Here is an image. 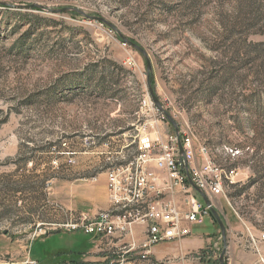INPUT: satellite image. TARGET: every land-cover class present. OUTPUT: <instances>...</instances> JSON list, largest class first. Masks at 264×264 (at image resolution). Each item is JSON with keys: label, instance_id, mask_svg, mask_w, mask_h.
<instances>
[{"label": "rangeland", "instance_id": "374dc122", "mask_svg": "<svg viewBox=\"0 0 264 264\" xmlns=\"http://www.w3.org/2000/svg\"><path fill=\"white\" fill-rule=\"evenodd\" d=\"M30 4L76 8L113 28L75 11L50 13ZM121 36L145 50L152 91L181 135L191 136L195 149L206 147L212 161L235 167L244 184L254 170L264 182V0H0V238L2 231L16 235L25 212L35 221L49 214L41 208L44 197L57 188L102 195L105 182L93 177L108 161L91 154L92 133L123 122L149 96L145 58ZM116 110L119 116L110 117ZM225 148L239 150L238 157L229 160ZM74 149L81 153L71 154ZM256 189L234 198L261 232L264 188L259 196ZM210 225L206 219L204 227ZM87 241L68 246L71 241L52 238L34 248L45 261L66 246L88 250ZM127 242L100 238L98 262L147 264L138 259L141 248ZM171 242L159 244L151 259L174 261ZM0 245L4 264L10 242ZM221 248L220 240L217 257ZM80 255L90 261V253Z\"/></svg>", "mask_w": 264, "mask_h": 264}, {"label": "built area", "instance_id": "2783aa9c", "mask_svg": "<svg viewBox=\"0 0 264 264\" xmlns=\"http://www.w3.org/2000/svg\"><path fill=\"white\" fill-rule=\"evenodd\" d=\"M139 114L145 117L156 115L165 120L150 96L140 100ZM144 121L133 136V146L118 155L119 158L111 160L105 169L109 208L94 214L71 212L67 221L57 225V228L81 230L100 238L117 235L123 240L126 237L129 247L141 248L139 260L147 264H172L174 261L168 258L164 261L152 260L151 249L188 236L191 230L183 222L202 223L205 217L211 215L213 199L240 180L235 167L217 162L207 163L204 146L197 148L199 154L204 156L203 162L199 166L194 165L196 149L189 135L180 136L179 131L181 154L176 133L153 138L145 130ZM223 151L229 160H235L239 155L235 153V148H225ZM150 164L163 170L164 175L149 169ZM188 177L203 192L207 204L197 197V191L189 183ZM178 196H181L180 200H177ZM136 225L145 226L143 239L139 243L133 235ZM263 241L264 231H261L258 236L249 237L247 248L258 253ZM214 254L206 250L190 253L186 257L203 261V258L209 259Z\"/></svg>", "mask_w": 264, "mask_h": 264}, {"label": "crops", "instance_id": "0c3cea01", "mask_svg": "<svg viewBox=\"0 0 264 264\" xmlns=\"http://www.w3.org/2000/svg\"><path fill=\"white\" fill-rule=\"evenodd\" d=\"M139 106L140 100H137L134 105L127 110L126 120L123 122H116L108 128L92 133V136L97 138V143L92 147L91 154L103 155L102 158L108 161L106 168L109 166L111 160L117 158V155L125 153L129 147L133 146V144H131L133 136L137 133V129H139L141 122L144 120V122H146L145 130L149 132L153 138L156 136L164 137L165 135L174 133V127L168 122V120L159 119L156 115L146 117L140 116ZM109 116L117 118L119 116L118 111L116 110L114 113L109 114ZM73 153L74 155H77L81 152L74 149L71 150V154ZM203 160L204 156L199 154L196 149L193 164L199 166ZM149 169L155 171L161 176L164 175V171L156 168L154 164H150ZM94 177L93 180H102L103 183L105 182V189L99 198H96L95 196H84L82 193L72 194L65 186L57 188L55 194L47 193V196L44 197L46 199H44L41 208H46L43 210L44 212L47 211V209H49V211L51 210L49 214L45 213L41 217L37 216L38 220L35 221L33 212H25V221L14 228V233H16V235L7 236V234L5 235L2 233L0 244H2L3 239L8 240L10 242L9 252L11 254V257L8 258V261H4V264H30V261L32 260L34 262H40L41 264H59L61 261L65 260H79L81 259L80 254L83 252L91 254L85 260L88 259L92 262H98L100 258L104 259V256L98 254L100 237L85 234L81 230L65 231L57 228V225L67 221L68 214L71 212L86 210V212L94 214L99 210L109 208L110 203L106 194L105 170L97 173ZM243 185L244 181L241 179L230 188L235 189ZM180 199L181 196H178L177 200ZM202 201H204L203 198ZM252 202L256 203L254 200H252ZM216 203L218 205H216ZM213 209L219 214L225 226V241L227 244L224 256L225 263L264 264V241L260 243L258 253L247 248L249 237L258 236L260 231L254 224L252 218L249 217L248 213L244 211L243 208L238 207L234 196L225 195L223 198H214ZM259 211L262 210L259 209ZM206 219H209L210 224L212 225L209 226L210 229L204 227ZM183 224L189 227L191 232L183 239L174 240V242L170 243L174 246V264H219L216 254L212 255L208 261H198L186 257L190 253H196L204 249L214 251L218 244H220V240L221 243L223 242L221 235L217 236L218 226H216L217 223L213 220L212 216L205 217L201 224L187 222H183ZM144 229L145 226L143 225L135 226V240L140 242L143 239L142 232ZM34 233H44V235L39 236V234L34 235ZM66 236L69 237L68 240L65 239ZM114 237L121 241L117 235ZM28 238H30V242L27 241ZM52 238H57L64 242L71 241L72 243L68 246L76 245L77 239L81 241V239L84 240V238H87V243L91 244V247L88 250L83 251L80 249L70 250L72 247L66 246L64 251L58 252L59 254H62L61 256L56 255L57 253H55L50 259L42 261L40 249L34 248L35 242L40 240L42 243H45L48 239ZM24 239H26V245L23 248L22 243ZM163 244H169V242ZM159 248L160 246L158 245L153 247L151 249V254L157 255ZM6 253H8L7 250ZM261 258H263V260H261ZM68 263L69 262L66 261L64 264Z\"/></svg>", "mask_w": 264, "mask_h": 264}, {"label": "water", "instance_id": "95a60500", "mask_svg": "<svg viewBox=\"0 0 264 264\" xmlns=\"http://www.w3.org/2000/svg\"><path fill=\"white\" fill-rule=\"evenodd\" d=\"M26 7H29V8H36V9H40V10H45L47 12H50V13H55V12H68V11H75L83 16H86V17H89V18H95L96 20L98 21H101V22H104L106 23L108 26L112 27L113 26L111 24H109L106 20H104L102 17H94V16H90V15H86L85 13H83L82 11L76 9V8H72V7H64V8H51V7H48V6H44V5H40V4H30V5H27ZM121 39L124 40L127 44H129L131 47H133L134 49H136L137 51H139L145 58V61H146V71H147V84H148V90H149V96L151 98V100L153 101V103L156 105V107L158 108V110H160L165 118L168 120V122L174 127V130H175V133L177 134V137H178V147H179V151L180 153L182 154L183 153V150H182V145H181V142H180V139H179V129L178 127L176 126V123L174 122L173 118L169 115L168 112H166L164 110V108L162 107L159 99L156 97V95L153 93L152 91V88H151V85H150V80H149V73H150V62L147 58V54L145 52L144 49H142L139 45H137L136 43L130 41V40H127L126 38L122 37L121 36ZM188 181L189 183L191 184V186L202 196L204 202L207 204L208 203V200L206 199V197L204 196L203 192L197 188L190 180V178L188 177ZM211 216L213 218V220L217 223L219 229H220V233H221V238H222V248H221V251L218 255V263L219 264H226L225 263V260H224V256H225V252H226V241H225V228H224V225L222 223V220L221 218L219 217V215L217 214V212L212 208L211 209ZM4 234L6 232H3Z\"/></svg>", "mask_w": 264, "mask_h": 264}, {"label": "trees", "instance_id": "16d2710c", "mask_svg": "<svg viewBox=\"0 0 264 264\" xmlns=\"http://www.w3.org/2000/svg\"><path fill=\"white\" fill-rule=\"evenodd\" d=\"M181 136V134H180ZM254 177L252 179H249L247 183H245L243 186H241V188L239 190H236L235 192H233L231 195L236 197V196H239L241 194H244L245 192H247V190L250 188V187H254L256 186L258 189H256V193L259 191V189H262L264 188V182L261 180V178L263 177V174L262 173H259V171H255L254 170ZM230 195V194H228ZM257 196L258 193H257ZM206 251V249L204 250H201L200 252H204ZM59 254V253H57ZM101 256H104V255H101ZM203 261H208L209 259H205L203 258L202 259ZM69 262V264H108L109 263V260H105L103 262H91V261H83L81 259L79 260H74V259H71V260H65V261H61V263H65V262ZM216 262H217V259H216Z\"/></svg>", "mask_w": 264, "mask_h": 264}, {"label": "bare ground", "instance_id": "6f19581e", "mask_svg": "<svg viewBox=\"0 0 264 264\" xmlns=\"http://www.w3.org/2000/svg\"><path fill=\"white\" fill-rule=\"evenodd\" d=\"M191 137V136H190ZM235 153H239V150L235 149ZM206 157H207V163H215L214 161H212V159L209 157V153L207 151L206 148Z\"/></svg>", "mask_w": 264, "mask_h": 264}]
</instances>
